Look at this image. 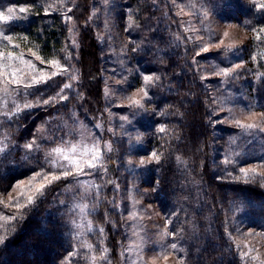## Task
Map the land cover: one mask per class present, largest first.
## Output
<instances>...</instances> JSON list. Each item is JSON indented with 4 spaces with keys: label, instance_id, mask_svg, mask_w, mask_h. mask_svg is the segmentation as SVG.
I'll use <instances>...</instances> for the list:
<instances>
[{
    "label": "trees",
    "instance_id": "trees-1",
    "mask_svg": "<svg viewBox=\"0 0 264 264\" xmlns=\"http://www.w3.org/2000/svg\"><path fill=\"white\" fill-rule=\"evenodd\" d=\"M10 1L28 3L38 0ZM83 1L80 22H84L88 16V0ZM219 2V9L216 10L219 18L236 20L249 30L264 27V9L257 7L256 3L246 4L243 0ZM121 5L126 11L116 16L119 24L114 27L118 32L123 30L121 48L126 50L121 52L122 59H126V51L131 49L126 41L130 37L136 49V65L145 74L160 76L159 82L149 88L151 109L146 111V119L140 120L139 124L154 151L162 153L159 163L149 165L145 177L150 183L155 180L151 193L153 202L163 218L171 222L169 232H177L174 240L178 245L177 253L183 264H248L247 260L242 261L235 249L234 235L239 234L233 231L232 224L240 221V224L258 227L260 232H264V181L260 177L243 178L236 172L237 164L221 161L226 150L224 144L227 135L233 130L219 129L217 127L220 126L214 124L216 115L211 117L210 104H205L203 98L209 92H205L198 74H195L197 71L193 63L185 61L188 65L185 68V63L180 59L168 55H164L166 59L157 57L161 53L160 43L165 45L160 29L167 30L168 27L164 25L167 23L165 17L157 14V1L119 0L120 8ZM228 6L232 7V11ZM232 12L234 14L231 18L228 14ZM127 17L132 20L128 24ZM120 20L124 21V26ZM157 20L162 23L156 24ZM55 24L48 28L43 26L38 16H30L19 27L28 31L36 45L49 54L63 48L65 34L61 24ZM135 26L144 29L145 33H140ZM125 41L127 48L122 45ZM175 48L179 49V45L168 50L175 51ZM261 49H264L263 39H254L252 52L257 54V62L252 77L243 86L235 81L229 83L228 87H233L239 102L247 103L243 95L246 94L255 103V107L264 113V52H260ZM99 51L92 32L82 29L76 62L79 82L74 85L79 91V98H75V102L80 100L81 116L88 115L108 125L109 113L103 105L100 91L102 76L98 71L101 64ZM100 58L104 62L105 59ZM223 61L224 57L220 59V62ZM109 62L107 59V66ZM54 84L55 81L53 88L49 83L45 84L43 92L50 90L55 93ZM42 89L43 86L38 91ZM50 112L47 107L40 110L33 107L29 111L23 110L21 113L24 116L20 113L18 119L11 118L6 122L0 116V137L16 145L14 148L8 145L5 151L0 152V193L8 191L17 180L37 171H53L43 151L52 143L34 133L37 121L41 120L48 125L52 118ZM161 127L165 132L159 131ZM33 139L39 148L34 147L29 151L24 146ZM108 157L111 158L108 171L112 187H107V195L117 184L113 180L119 175V167L110 166L112 159H115V165L118 163L116 152H109ZM216 163L218 166L214 168ZM120 183L124 182L120 180ZM64 184V179L52 182L43 195L21 208L20 212L0 205V236L4 237V243L0 244V264H87L86 251L80 247L77 238L72 236L70 219L64 213L66 201L61 203L64 193L60 190ZM107 210L111 223L104 225L103 241L115 257L120 249L118 239L123 232L115 207L107 206ZM95 219H98L97 224H103L101 213Z\"/></svg>",
    "mask_w": 264,
    "mask_h": 264
},
{
    "label": "rangeland",
    "instance_id": "rangeland-1",
    "mask_svg": "<svg viewBox=\"0 0 264 264\" xmlns=\"http://www.w3.org/2000/svg\"><path fill=\"white\" fill-rule=\"evenodd\" d=\"M156 1L159 4L155 7L157 14L165 17L167 23H164V25H168L166 27L167 30L159 28L162 32L161 36L164 37L165 45H161L160 43L159 46L162 48L159 50L162 54L158 53L157 57L160 56V59H166L164 55H168L172 58L180 59L183 63L185 61H188V64L189 61L193 63L192 66L197 71L195 74H198L205 92H209L207 97L203 95V98L205 104H210V108H208L211 117L216 115L214 124L220 126L217 127L219 129L228 128L233 130L231 134L227 135V142L224 144L226 150L221 161L224 163L228 161V164H237L236 172L243 178L258 179L260 177L264 181V175H262L264 174V133L258 130L244 131L233 123L235 119H239L242 123H257L264 126V116L261 115L264 113L255 107V103L246 94L243 95L247 103L242 104L239 102L233 92V87H228L229 83L235 81L243 86L246 80L252 77L253 67L257 58V54H253L252 52L253 40L255 39L254 32L234 19V21H231L226 18H219L216 15V10L219 9L217 5L220 4V0ZM243 1L246 4H257L259 0ZM83 2V0H38L36 2L14 3L10 0H0V11H4L7 14V8L13 7L16 9V15L19 17L11 22H0V31H4L6 34L14 37H27V40L15 39L13 41V43L20 45V48L14 49V51L22 53L26 60L31 59L37 69L44 70L45 75H49L51 71L59 72L60 69L54 68L47 63L41 64L40 61L32 56L29 49L36 52L45 61L59 59L61 60L62 66L69 69L67 75H57L49 79L47 83H39L31 88L21 87L17 89L19 95L12 94L11 97L6 99V103L8 104V108L12 109L14 104H20L22 106L25 101H31L35 104L34 108H38V110L45 107L51 110L49 115L52 118L48 122V125L39 120L36 122L34 129V133H37L42 140L45 139L52 143L43 149L46 155L51 148L61 146L63 142L71 139V137L65 135L69 128L73 126L79 127L80 125L83 126L86 137L89 134L102 137L101 147L103 148L105 142H110L112 146L111 152H116L117 164L119 166H116L117 164L115 165V159H112L110 166L113 168L119 167V175L113 180H116L117 184L115 183L116 185H113L114 187L111 188L110 194L107 195V187L111 185L109 181H112L109 180V171L102 175L81 176L78 178L80 181H95V183L102 185L100 199L94 211H90L85 216V214L79 212L78 208L73 207L76 204L85 202L78 195L82 189L76 180L72 178L65 180V184L60 190L64 193L61 203L66 201V207H64L66 212L64 213L70 219L73 231L72 236L77 238L80 247L86 251L87 264H92L91 256H99L101 254L100 249L104 248L108 250L106 253L107 259L97 261V264H133V262L135 264H152L153 260H155V264H178V258H181L177 250L173 251L170 248V244L175 241L171 237H166L161 241L157 235L163 229L165 219L159 212L151 196L154 189L153 186H155V180L150 183V181H147V177H145L147 168L154 162H146L144 165L139 163L141 159L148 161L151 152L154 151L139 122L146 119L145 113L148 109H151L150 102L148 101L151 99L149 88L152 84L154 85L159 82L160 76L145 74L136 65L135 54L132 50L135 48L133 46L134 41L130 37H127L126 41L130 44L131 49H127V57L126 59H122L121 52L126 50L125 48H121L123 30H119L118 32L115 27H118L119 24V18L116 16L122 13L125 14L123 10L126 11V8L122 6L123 4L121 8L119 7V0H107V2L106 0H88V3L85 2L88 9V16L84 22H80L79 19L80 14H82ZM21 7L26 8L28 11L19 13L18 9ZM68 9H71V11L69 12ZM181 9H183L182 13ZM228 9L232 11L231 6H228ZM232 14L234 12L228 15L232 18ZM30 16H38L39 20H42L43 26L48 28L52 25L54 26L55 23L61 24L65 34L62 43L63 48L60 47L61 54L59 49L57 52L54 51L49 54L43 52L36 45L30 33L19 27ZM68 16H71L72 19L67 20L66 17ZM133 17L132 15L131 18L133 19ZM131 18L127 17V24L129 21H132ZM123 22L120 20V24H123ZM160 23L162 22H158L157 20L156 24ZM85 28L92 32L98 44V49L100 50L99 60L101 64L98 69L102 76L100 91L102 92L103 105L109 113L110 123L108 125H104L101 121H97L91 116H81L79 114L80 100L75 102V98L79 94V91L74 88L75 83L79 82V69H77L76 62L78 50L81 47L82 29L84 30ZM135 28L140 33H145L144 29L136 26ZM188 29H195V31ZM225 32L229 33L227 37L224 36ZM189 37H192V39H189ZM262 37H264V34ZM221 39L224 40V45L234 43L235 46L232 49H228L225 46L217 49L212 46L219 43ZM126 41L122 45L127 48ZM178 45L179 49L175 48V51L168 50ZM202 46H208L209 52L197 56L196 53L201 51ZM0 48H3V44H0ZM260 52H264V49H261ZM100 56L103 60L105 59L104 62L101 61ZM66 57L67 59H65ZM222 57L225 58L224 63L220 62ZM129 58L131 59L129 60ZM107 59L110 60L108 66ZM236 64H241L243 67L237 69L227 77L216 75V73L221 72L223 69L233 68ZM186 67L188 68V65L185 63ZM70 75H76L77 79L75 81L70 80ZM146 75L159 77V79L145 82L144 77ZM54 81L56 83L53 89V91L56 90L55 93L62 83L69 82L73 84V88L68 92L69 100L49 105L37 103L40 98H48L55 95L50 90L43 92L46 87L44 85L49 83L53 88ZM42 86L43 89L38 91ZM142 88L148 93L147 97L141 100L143 107L133 106L131 104V98ZM135 98L140 99V96L135 95ZM205 98H208L210 101L207 102ZM3 102L0 101V104ZM4 110L7 111L8 109ZM25 111H29V109ZM21 115L24 116L23 113ZM35 115L34 113L33 116ZM19 116L18 114L12 118L18 119ZM124 116L128 117V119H121ZM1 118L4 122L9 120L7 117L1 116ZM65 124H67V127H65ZM97 125H100V127H97ZM136 136H140L141 139L137 141L135 139ZM76 139H79V137H76ZM86 142L90 143V141ZM8 145H11L13 148L16 146L14 142L6 141L5 138L0 137V148H3L5 151ZM47 158L53 171L45 172L43 169L37 171L41 173L40 176H36L35 173L17 180L8 191L0 193V205L2 207L20 212L21 208L28 205V195L34 197L33 202L36 200L35 198L40 196L35 192V188L41 183L47 185V181L43 179L44 174H50L51 172L59 174V170L51 165L52 158L48 156ZM217 166L216 163L214 168ZM241 168L255 169V172H250L245 177L240 172ZM119 179L124 183H120ZM21 181L25 183L20 184ZM18 184L19 187H17ZM46 187L43 189V194L46 191ZM112 199L113 202L110 203ZM16 201L19 203L17 204ZM107 206L115 207L119 215L118 223L123 232L118 239L120 249L117 251L115 257L112 256L111 248L103 241L105 233L104 225L105 223H111ZM99 213H101V219L103 220L102 225L96 223L98 219L96 220L95 218ZM133 213L136 215L135 219L130 218V214ZM73 220L75 224L72 223ZM89 220L92 222L91 231L88 230ZM76 225H79V227ZM232 226L233 231L239 234L234 235L235 249L239 253H237L239 257L241 258V253L248 252L251 249L249 255L256 256L258 259L254 261L247 260L248 264H260L261 261H264V232H260L261 230L258 227H248L245 224H240V221L237 223L235 221ZM100 228H103V233L99 231ZM250 233L251 235H249ZM89 244L93 246L92 251L88 248ZM136 244H142V249L136 248ZM141 256L142 260L140 259ZM165 256L168 257L167 260L164 259ZM242 261L244 262L246 260L242 259Z\"/></svg>",
    "mask_w": 264,
    "mask_h": 264
},
{
    "label": "snow or ice",
    "instance_id": "snow-or-ice-1",
    "mask_svg": "<svg viewBox=\"0 0 264 264\" xmlns=\"http://www.w3.org/2000/svg\"><path fill=\"white\" fill-rule=\"evenodd\" d=\"M107 2V0H106ZM175 2V0H174ZM51 7V5H49ZM257 7L264 9V0H259L257 3ZM19 13H25L28 11L26 8H19ZM70 12L71 9H68ZM183 12V9H181V13ZM178 13V14H181ZM206 15V14H205ZM19 17L16 15V9L13 7L7 8V14L4 11H0V22H11L14 19H18ZM67 20H71L72 17L68 16L66 17ZM190 31H195V29H188ZM255 34L256 40H262L264 37H262L261 34H264V27L260 28L259 30L253 29L252 30ZM229 35L228 32L224 33V36L227 37ZM15 39H22L27 40V37H14L12 35L6 34L4 31H0V44H3V48H0V101H4L2 104H0V116L7 117L11 119L12 117L20 114L23 110L30 109L35 106L31 101H25L23 105L20 104H14L12 109L8 108V104L6 103V99L11 97L12 94L19 95L17 92V89L19 88H31L36 86L39 83H47L49 79H52L53 77L57 75H67L69 73V69L67 67H63L61 64V60L59 59H53L45 61L41 56L37 55L36 52H33L31 49H29V52H31L32 56L35 57L36 60L40 61L41 64L47 63L48 65H51L54 68L60 69L59 72L57 71H51L49 75H45L43 69H37L36 65L33 63L31 59H24L22 53H17L14 51V49L20 48L19 44L13 43ZM189 39H192V37H189ZM202 39V38H198ZM213 47L220 49L222 46L227 47L228 49H232L235 45L234 43H229L228 45H224V40L221 39L219 43H216L212 45ZM133 51H136L135 48L132 49ZM209 52L208 46H202L201 51L197 52L196 55L199 56L202 53ZM67 59V57L65 58ZM255 59V57H253ZM243 65L236 64L231 69H223L221 72L216 73V75H223L225 77L229 76L231 73L235 72L237 69L242 68ZM69 79L72 81H75L77 79L76 75H70ZM158 80L159 77H153L151 75H146L144 77L145 82H151L153 80ZM73 88V84L69 82H64L61 84L57 92L54 96H50L48 98H40L37 103H42L43 105H49L54 104L57 102H65L69 100L68 92ZM135 95H139L140 99H136ZM133 98H131V104L136 107H143V104L141 103V100L146 98L148 93L145 89H140L138 93H136ZM215 102V101H214ZM4 109H8L5 111ZM264 116V114H261ZM123 120H127L128 117L124 116L121 117ZM233 123L240 129L244 131H260L261 133H264V126H261L257 123H242L239 119H235ZM75 125V122H74ZM65 127H67V124H65ZM97 127H100V125H97ZM84 128L82 125L79 127L73 126L72 128H69V130L65 133V135L71 137V139L63 142L61 146H56L51 148V150L47 153L48 157H51V165L54 168H57L59 170V174L56 172H51L50 174H44L43 179L47 181V185H50L54 181H58L61 179L68 180L69 178H72L73 180H76L77 184L80 186L82 191L78 194L80 199L82 201H85L82 204H76L73 207L78 208L79 212L82 214H85V216L90 212L95 210V206L98 203L100 199V189L102 187L101 184L95 183V181L92 182H86V181H80L78 178L81 176H94V175H102L106 174L108 171V162L111 159L110 157H107V153L112 151V146L110 142H105L103 145V148L101 147V140L102 137L99 136H93L92 134H89L87 137L84 135ZM111 131V129H110ZM160 132H165V129L161 127L159 129ZM76 137H79V139H76ZM135 139L139 141L141 139L140 136H136ZM86 141H90V143H87ZM34 147L39 148V145L36 144V141L33 140L32 142H29L25 145V148L29 151L33 150ZM4 149L0 148V152H3ZM162 153H158L156 151L151 152L148 161H145L144 159L140 160V164L144 165L146 162H156L159 163L161 160ZM179 159V157H177ZM66 162V163H62ZM226 163L228 161H225ZM131 163V161H129ZM240 172L247 177L250 172H255V169H246L241 168ZM41 173L37 172L36 176H40ZM264 175V174H262ZM50 177V178H49ZM35 179V177H33ZM24 181H21L20 184H24ZM30 183V182H29ZM111 183V181H109ZM45 183H41L35 188V192L39 195L43 194V189L47 186ZM19 187V184L17 185ZM71 187V186H70ZM11 198V197H10ZM28 203H32L34 200V197L32 195H28L27 197ZM18 204L19 202L16 201ZM130 218L135 219L136 215L130 214ZM73 224H75V221H72ZM169 220H165V224L162 230H160L157 235L159 236L160 240L163 241L166 237H171L173 240H175L177 232L172 231L169 232L168 228L170 225ZM79 227V225H76ZM88 230H92V222L88 221ZM99 231L103 233V228H100ZM136 235V233H134ZM251 235V233L249 234ZM4 243V237L0 236V244ZM136 248L142 249V244H136ZM167 247V246H164ZM88 248L90 251L93 250V246L91 244L88 245ZM170 248L173 251L178 250L177 243L173 242L170 244ZM107 249H100V255L91 256L92 264H97V261H104L107 259L106 253ZM251 249H249L248 252L241 253V259L245 260H257L258 257L256 256H250L249 252ZM167 256L164 257L165 260H167ZM142 260V256L140 257ZM135 264V262H133ZM152 264H155V260H153ZM178 264H183V260L178 258ZM260 264H264V261H261Z\"/></svg>",
    "mask_w": 264,
    "mask_h": 264
}]
</instances>
